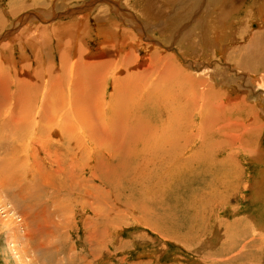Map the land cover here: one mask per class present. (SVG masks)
<instances>
[{
  "label": "rangeland",
  "instance_id": "rangeland-1",
  "mask_svg": "<svg viewBox=\"0 0 264 264\" xmlns=\"http://www.w3.org/2000/svg\"><path fill=\"white\" fill-rule=\"evenodd\" d=\"M263 58L264 0H0V264H264ZM74 60L92 61L82 105L90 110L78 117L84 132L68 128L66 108L55 103L67 86H57L63 94L47 89L69 77ZM256 61L261 71L250 68ZM115 67L123 79L112 77ZM133 67L153 71L139 77ZM160 78L186 95L195 82L196 93L208 85L244 96V109H231L244 128L230 127V147L219 137L142 146L132 137L155 133L139 131L142 116L126 111L124 124H137L131 131L108 117L113 93L122 101L135 90L127 107L138 114L141 92L165 90ZM154 107L140 108L151 123ZM38 108L61 121L41 126ZM16 114L20 125L10 120ZM107 125L123 144L106 141Z\"/></svg>",
  "mask_w": 264,
  "mask_h": 264
},
{
  "label": "bare ground",
  "instance_id": "bare-ground-1",
  "mask_svg": "<svg viewBox=\"0 0 264 264\" xmlns=\"http://www.w3.org/2000/svg\"><path fill=\"white\" fill-rule=\"evenodd\" d=\"M150 4V3H149ZM92 9V8H91ZM195 25V24H194ZM125 39V38H124ZM202 40V39H201ZM225 40V39H224ZM119 42V41H118ZM113 43V42H112ZM222 44V43H221ZM249 45H250V43H248ZM111 45V44H110ZM113 45V44H112ZM251 45H253V43H251ZM254 46V45H253ZM252 46V47H253ZM120 47V46H119ZM140 47V46H139ZM139 47H137V48H139ZM108 48V47H107ZM122 48V47H121ZM251 48V47H250ZM134 49V48H133ZM251 49H253V48H251ZM87 50V49H86ZM134 51V50H133ZM249 51V50H248ZM5 52V51H4ZM86 53V52H85ZM101 53V50H100V52H99V54ZM230 53V52H229ZM247 53V52H246ZM126 54H128V53H126ZM133 54V53H132ZM247 54H250V53H247ZM256 54V53H255ZM125 55V54H124ZM123 55V56H124ZM156 55V54H155ZM4 56H6V55H4ZM118 56V55H117ZM158 56V55H157ZM156 56V57H157ZM119 57V56H118ZM124 57H129V58H127V59H129V61H131L130 60V54H128V56H124ZM135 57V56H134ZM233 57V56H232ZM5 58V57H4ZM13 58V57H12ZM120 58V57H119ZM7 59V58H6ZM14 59V58H13ZM85 59V58H84ZM118 59V58H117ZM134 59V58H133ZM239 59V58H238ZM246 59H247V57H246ZM245 59V60H246ZM264 59V58H263ZM81 60V59H80ZM122 60H125V58H122ZM134 60H136V59H134ZM134 60H133V64H134ZM152 60H154V59H152ZM170 60V59H169ZM231 60V59H230ZM260 60V59H259ZM86 61V60H85ZM102 61V60H101ZM110 62H112V60H109ZM253 61V60H252ZM251 61V62H252ZM261 61V60H260ZM264 60H262L261 62H263ZM89 62V63H88ZM88 62H86V65L84 66V65H78V63H77V61L76 60H74V62H73V66H70L71 67V71H69V77L67 76L66 78L65 77H61V76H59V77H57V78H55V80H57V82L56 83H54V84H51V82H48L47 84H51V85H47L48 86V90H50L53 94H56V93H58V92H61V91H59L58 89H57V86H60V85H65V87L67 86V88H65V93L67 92V95H68V97L63 101V99L62 100H60V99H57V100H55V103H58L60 106H61V109H62V111L66 108V110H64L63 111V113H61L62 115H63V117L66 119V121H67V123H68V128H69V126H70V128L72 129V131H76V130H81L82 132H84L85 130H87L86 129V127L85 128H83L84 126H85V122H84V120H82V121H78V117L79 118H84L81 114H83L84 113V111L85 110H90V107L88 108V107H86V105L87 106H89L88 104H87V95H88V93L86 94V91L88 90V88L90 87L89 86V84H87L88 82H86L87 80V73H88V71L92 68V66H91V64H92V61H91V63H90V60H88ZM115 62V61H114ZM117 62H118V60H117ZM125 62H128V60L126 61H123V63H125ZM152 62V61H151ZM160 62V61H159ZM167 62H169V61H167ZM77 63V64H76ZM113 63V62H112ZM170 63V64H169ZM168 63V65H173V67H174V64L175 63H172V62H169ZM172 63V64H171ZM253 63V62H252ZM121 64H122V62H121ZM126 64V65H125ZM123 66H127V64H129V63H125ZM262 64V63H261ZM12 65V64H11ZM104 65V64H103ZM161 65V64H160ZM163 65V64H162ZM175 65H177V64H175ZM236 65V64H235ZM118 66H120V65H118ZM134 66V65H133ZM152 66V65H151ZM158 66V65H157ZM178 66V65H177ZM12 67V66H11ZM91 67V68H90ZM128 67V66H127ZM150 67V66H149ZM164 67V66H163ZM162 67V68H163ZM244 67V66H243ZM68 68H69V66H68ZM90 68V69H89ZM110 68V67H109ZM113 68V67H112ZM125 68V67H124ZM123 68V69H124ZM181 68V67H180ZM180 68H177L176 69V66H175V68L174 69H176V73H177V71L180 69ZM250 68H252L253 70H256V69H260V68H262L261 67V65H260V62H255L254 63V65L253 66H251L250 65ZM70 69V68H69ZM87 69H88V71H87ZM94 70H96L97 71V69L96 68H93ZM120 68H118V67H115L114 68V70H115V72L113 71V73H111L112 75V77H117V73L119 72L118 70H119ZM131 69H133V73L135 72V73H137V74H139V73H141V74H144V70L143 69H141L140 67H133V68H131ZM130 69V70H131ZM149 69H151V68H149ZM149 69H147V70H149ZM154 69V68H153ZM73 70L76 72V77L74 76V72H73ZM99 70V69H98ZM130 70L129 71H126V72H128L127 74H129V72H130ZM142 70V71H141ZM184 70V69H183ZM244 70V69H243ZM91 71V70H90ZM124 71V72H125ZM144 71V72H143ZM150 72L151 71H153V70H149ZM148 71V72H149ZM163 71H165V70H163ZM180 72H182V69H180L179 70ZM184 71H186V70H184ZM260 71H261V69H260ZM111 72V71H110ZM123 72V71H122ZM149 72V74H147V72H145V74L144 75H147L148 77L150 76V74H152V73H150ZM160 72V71H159ZM168 72V71H167ZM172 72H174V71H170V73L171 74H173ZM174 72V74H176ZM179 72V73H180ZM65 73H67V72H65ZM92 73V72H91ZM97 73V72H96ZM99 73V72H98ZM98 73H97V75H98ZM163 73V72H162ZM184 72H182V74H183ZM186 73V72H185ZM93 74H95V73H93ZM136 74V75H137ZM141 74H139V77H141ZM166 74V73H165ZM169 74V73H168ZM68 75V74H67ZM132 75H134V74H132ZM159 75V74H158ZM157 75V76H158ZM162 74H161V72H160V75L159 76H161ZM176 75H178V74H176ZM185 75V74H184ZM246 75H248V74H246ZM73 76H74V78H73ZM96 76V75H95ZM119 76V78H121V79H123V76H120V75H118ZM131 76V75H130ZM159 76H158V78H159ZM166 76H167V74H166ZM179 76V75H178ZM181 76V75H180ZM179 76V77H180ZM185 76H187V74L185 75ZM192 76V75H191ZM190 76V77H191ZM251 76V75H250ZM56 77V76H55ZM138 77V76H137ZM146 77V76H145ZM147 77V78H148ZM164 77V76H163ZM187 77H189V76H187ZM189 77V78H190ZM193 77V76H192ZM194 77H197V76H194ZM102 78V77H101ZM134 78H136V77H134ZM152 78V77H151ZM167 78H168V76H167ZM166 78V79H167ZM170 78V77H169ZM172 78H174L175 79V77H172ZM181 78H184V77H181ZM99 79V78H98ZM97 79V80H98ZM129 79V78H128ZM131 79V78H130ZM133 79V78H132ZM140 79V78H139ZM143 79V78H142ZM141 79V80H142ZM153 79V78H152ZM191 79V78H190ZM103 80V79H102ZM104 80H105V78H104ZM134 80V79H133ZM136 80V79H135ZM147 79L145 78V80H144V82L146 81ZM149 80H150V78H149ZM148 80V81H149ZM155 80H157V79H155ZM162 80H165V78L164 79H162V78H160V84L162 85L161 87H162V89H163V87H164V89L165 90H160V92L161 91H164L163 93H160L159 91H156L157 89L159 90V88H157V87H155V89L154 88H152L151 87V90L152 91H150V88H148L147 90L148 91H150V92H148L147 90H146V88L144 89V90H146V93H143V92H141L142 93V95H140V97H142L141 99H142V101L139 103L140 105H138V106H136L137 108H134L135 109V111H136V109H139V113L138 114H136V113H134L133 112V109L132 110H130L131 108H128L127 106H128V104H130L131 102H132V100L130 99V97H132L133 98V96L131 95V91L133 92H135V90H131L130 91V95L128 94V93H125V94H123L124 95V100H122V101H120L119 100V98H118V95L117 94H115V93H113V95H112V100L111 101H113L112 102V107H111V110H110V114H109V116L108 117H111V118H113L114 117V119H112V120H116L117 121V123L120 125V127L122 128L123 126V128H124V130L125 131H131V130H134V128L137 126V124L136 125H133V123H130V122H132L131 120L130 121H125L126 123L124 124V122H123V117L124 116H127L126 115V111H128V112H131L132 113V115L130 116V117H134L135 119H137V118H139L140 116H142L143 117V120L141 121V120H139L140 122H142L141 123V126L142 127H139V131H142V129L143 128H150V127H152L153 128V132H155V133H148V132H145L144 134H146V135H144L142 132H140V134H138V136L137 137H132L133 139H135L136 141H138L142 146H153L154 144L156 145V146H161V145H163V146H175V145H180L179 147H181L182 146V144H192V145H194V144H204V143H206V144H208V141H211L214 137H219L220 139H221V142L222 143H224V145L226 146H228V147H230L229 146V144L227 143V141L224 139V138H226V139H230V140H232V139H235V138H233L235 135L231 132L232 130L230 129V127H232V128H235V127H240V128H244V126L241 124V123H238L237 121H234L233 119H230V113L232 112L231 111V109H244V107H245V104H244V96H240V95H234V96H232V95H230V94H228V91H225V92H223V93H220L221 91H217L216 89H214L212 86H208V85H205V87H204V90H202L201 89V91H200V93H196V91L194 92L193 91V89L195 90V82L194 83H190L191 84V92H190V94H188V95H186V93H183V92H185V91H182V89L184 88H182L181 90H180V86H177L176 88H178V87H180L179 89H178V91H176L175 89H171L172 88V86L170 85V84H168V83H165V82H163ZM169 80V79H168ZM176 80V79H175ZM174 80V81H175ZM186 80H188V78H186ZM193 80V79H192ZM201 80V79H200ZM129 81V80H128ZM127 81V82H128ZM138 81V80H137ZM143 81V80H142ZM151 81H153V82H155L154 80H151ZM169 81H172L171 80V78H170V80ZM190 81V80H189ZM189 81H187V82H189ZM195 81V80H194ZM202 81V80H201ZM84 82H86V83H84ZM131 82V81H130ZM139 82H140V80H139ZM176 82V81H175ZM197 82H198V80H197ZM131 83H133L131 86L133 87V89H135V87L137 86L138 87V85H139V83H138V85H135L136 83H134V81H132ZM164 83V84H163ZM171 83V82H170ZM200 83V82H199ZM116 84V83H115ZM158 84H159V81H158ZM160 84L158 85V87L160 86ZM62 85V86H63ZM125 86H126V84H124ZM140 85H141V83H140ZM150 85H151V83H150ZM150 85H149V87H150ZM153 85H154V83H153ZM178 85H179V83H178ZM52 86L54 87V89L52 88ZM116 86V85H115ZM129 85L127 84V87H128ZM156 86H157V84H156ZM185 86V85H184ZM193 86H194V88H193ZM37 87V86H36ZM41 87V86H40ZM44 87V86H43ZM64 87V86H63ZM132 87H130V88H132ZM154 87V86H153ZM197 87H199V86H197ZM57 89V90H56ZM60 89V88H59ZM61 89H62V87H61ZM87 89V90H86ZM102 89V88H101ZM127 89V88H126ZM153 89H154V91H153ZM86 90V91H85ZM139 91H140V89H138ZM187 90V89H186ZM63 91V90H62ZM119 92V91H118ZM178 92V93H177ZM39 93V92H38ZM62 94L64 93V92H61ZM123 93V92H122ZM160 93V96L158 95ZM46 94V93H45ZM96 94V93H95ZM112 94V93H111ZM110 94V95H111ZM34 96H35V94H33ZM101 95V94H100ZM123 95H120V96H123ZM135 95H136V93H135ZM138 95V94H137ZM102 96V95H101ZM111 97V96H110ZM126 97V98H125ZM146 97V98H145ZM43 98V97H42ZM49 98V97H48ZM116 99V101H114L113 99ZM129 98V99H128ZM136 98V97H135ZM143 98H145V100L146 101H148V102H151L152 104L151 105H149V104H146L145 106L143 105V104H145L146 103V101H144V99ZM100 99V97L98 98V100ZM5 100L6 99H4L3 100V98L0 100V117L4 114V113H7V111L4 109V105H5ZM43 100H45V98L43 99ZM42 100V101H43ZM82 100V102H84V103H82V104H79V101H81ZM122 103L123 101H124V103H126V104H121V103H118L119 101ZM128 100V101H127ZM41 101V100H40ZM42 101H41V103H42ZM61 101V102H60ZM118 101V102H117ZM127 101V102H126ZM29 102V101H28ZM35 102V101H34ZM48 102V101H47ZM98 102V101H97ZM33 103V102H32ZM37 103V102H36ZM43 103H45V102H43ZM42 103V104H43ZM91 101L89 100V104L91 105ZM100 103V102H99ZM31 104V103H30ZM39 104V103H38ZM41 104V105H42ZM46 104V103H45ZM83 104H86L85 106H82ZM110 104H111V102H110ZM195 104H198V106L199 107H201V109L203 108V107H206L207 108V111L205 112V113H203L202 112V110H199V112H194V110H193V107H194V105ZM33 105V104H32ZM35 105V104H34ZM44 105V104H43ZM49 105V104H48ZM93 105H94V103H92V107H93ZM108 105V101H107V103H106V108L108 107L107 106ZM136 105V104H135ZM74 107V106H76V110H74L75 111V114L77 115L76 117H77V119L75 118V115H73V111L72 112H69V108L70 107ZM95 106H98V104L97 105H95ZM129 106H131V107H133L134 105H129ZM154 106H156L157 108H158V112H159V114L156 116L157 117V120L155 121V119H154V123H151V121H149L148 119H147V114H148V110L146 111V110H143V109H140L141 107H143V108H152V110H153V108H155ZM32 107H34L35 108V106H32ZM37 107V106H36ZM39 107V106H38ZM42 107V106H41ZM48 107V106H47ZM64 107V108H63ZM34 108H31L32 110L34 109ZM43 108V107H42ZM42 108H38V109H35V113H39V112H41L45 117H42L41 115V126H42V124H43V122L44 123H47V122H49V120H54V121H57V122H55L56 124H58V122L59 121H61V119H59L58 118V113H52V114H50L49 116L47 115V114H49L48 113V110H42ZM30 109V108H29ZM30 109V110H31ZM44 109V108H43ZM49 109H50V107H49ZM71 109V108H70ZM175 109L177 110V111H175ZM32 110H31V112H32ZM82 110V111H81ZM240 111V110H239ZM34 112V111H33ZM60 112H61V110H60ZM83 112V113H82ZM153 112V111H152ZM91 113V112H90ZM130 113V114H131ZM154 113V112H153ZM22 114V113H21ZM40 114V113H39ZM87 114V113H86ZM27 115H28V113H27ZM24 116V115H23ZM22 116V117H23ZM29 116V115H28ZM60 117H61V115H59ZM151 116V115H150ZM21 117V119H23ZM51 117H53V118H55V119H51ZM89 117V116H88ZM116 117V118H115ZM9 118H10V116H9ZM36 118L39 120V116L38 115H35L34 116V119L36 120ZM110 118V119H111ZM133 118V119H134ZM25 119V118H24ZM26 119H27V117H26ZM59 119V120H58ZM69 119H71V120H69ZM75 119V120H74ZM91 119V118H90ZM197 119H199L200 120V123L197 125V123L195 122ZM10 120H13L15 123H17V125H20V122H19V120H20V118H19V115H15V116H11V118H10ZM29 120V119H28ZM27 120V121H28ZM152 120V119H151ZM90 122L92 121V119L91 120H89ZM109 121V120H108ZM147 121H149V122H147ZM22 122V121H21ZM24 122V121H23ZM30 121H28L27 123H29ZM90 122H88V124L90 123ZM192 122V123H191ZM195 122V123H194ZM217 122V123H216ZM232 122H234V124L232 123ZM12 123V122H11ZM25 123V125H26V122H24ZM39 123V122H38ZM39 123V124H40ZM116 123V122H115ZM116 123V124H117ZM7 124V123H6ZM23 124V123H22ZM38 124V125H39ZM70 124V125H69ZM104 124V123H103ZM103 124H101L102 125V127H98L97 126V124H96V128H92V125L91 124H89L88 126H90V128H92V129H95V130H101V128H103L104 127V125ZM112 124V123H111ZM233 124V125H232ZM47 125V124H46ZM187 125H189V126H187ZM22 126V125H21ZM182 126H185L186 128H184V130H183V128H180V127H182ZM36 127H37V125H36ZM40 127V126H39ZM41 128H43V127H41ZM45 128V127H44ZM197 128L198 129H200V130H197ZM38 129V128H37ZM103 131H105L106 133H108V134H111V136H113V134L112 133H114V132H112L110 129H109V126L107 125L104 129H103ZM109 131H111V133L109 132ZM50 132V131H49ZM93 132H95V131H93ZM170 132H173L175 135L174 136H168L167 134H169ZM203 133V137H200L199 139H198V136H199V133ZM231 133H232V135H231ZM111 136H108L107 138H106V141L107 142H109V143H111V141L115 144V143H119V144H123L124 143V140H120L119 139V137L118 136H116L115 135V138H114V136L113 137H111ZM95 139V138H94ZM96 140V139H95ZM97 141V140H96ZM132 141V140H131ZM131 141H129V142H131ZM213 141V140H212ZM216 141V140H215ZM234 141V140H233ZM104 142V141H103ZM214 142V141H213ZM220 142V143H221ZM225 142H226V144H225ZM216 143H218V142H216ZM219 143V144H220ZM223 147V146H222ZM0 148H1V146H0ZM227 148V147H226ZM217 149V148H216ZM204 150V149H203ZM221 150V149H220ZM132 151H135L134 149L132 150ZM215 151V153H216V151L217 150H214ZM136 152V151H135ZM134 153V152H133ZM212 155V154H211ZM219 158V157H218ZM142 160V159H141ZM173 162H175V161H173ZM202 162V161H201ZM204 163V162H203ZM15 165V164H14ZM201 165V164H200ZM217 165V164H216ZM222 165V164H221ZM220 165V166H221ZM202 166H204V165H202ZM214 167V166H213ZM212 167V168H213ZM114 169V168H113ZM146 169V168H145ZM150 169V168H149ZM216 169V168H215ZM214 169V170H215ZM115 170V169H114ZM136 171V170H135ZM144 171V170H143ZM145 171H148L147 169L145 170ZM171 171V170H170ZM113 172H115V171H113ZM129 172V171H128ZM176 172V171H175ZM215 172V174H216V171H214ZM12 173V172H11ZM10 173V174H11ZM137 174V173H136ZM148 174V173H147ZM155 174V173H154ZM129 176V175H128ZM130 177V176H129ZM132 177V176H131ZM139 177V176H138ZM167 177V176H166ZM142 178H144V177H142ZM176 178V177H175ZM140 180V179H139ZM144 180H145V178H144ZM168 180H171V178L169 179L168 178ZM187 180V179H186ZM177 189V188H176ZM210 195V194H209ZM211 196V195H210ZM201 197V196H200ZM202 198H203V196H202ZM206 198V197H205ZM207 200H209V199H207ZM204 201V200H203ZM206 201V200H205ZM210 202V201H209ZM199 203V202H198ZM207 203V202H206ZM205 203V204H206ZM186 204V203H185ZM201 204V203H200ZM198 205V204H197ZM208 207V206H207ZM5 208V207H4ZM195 208V207H194ZM203 208H204V206H202V210H203ZM193 209V208H192ZM196 210V209H195ZM189 212V211H188ZM193 212H195V211H193ZM196 213V212H195ZM192 215V214H191ZM200 215V214H199ZM199 220V219H198ZM196 221V220H195ZM48 264V263H47Z\"/></svg>",
  "mask_w": 264,
  "mask_h": 264
},
{
  "label": "crops",
  "instance_id": "crops-1",
  "mask_svg": "<svg viewBox=\"0 0 264 264\" xmlns=\"http://www.w3.org/2000/svg\"><path fill=\"white\" fill-rule=\"evenodd\" d=\"M255 26V25H254Z\"/></svg>",
  "mask_w": 264,
  "mask_h": 264
}]
</instances>
